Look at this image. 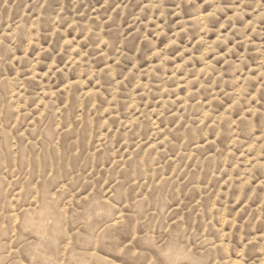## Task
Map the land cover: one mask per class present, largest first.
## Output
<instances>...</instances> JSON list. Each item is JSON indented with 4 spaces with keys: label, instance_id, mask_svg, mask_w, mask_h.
Listing matches in <instances>:
<instances>
[{
    "label": "rangeland",
    "instance_id": "1",
    "mask_svg": "<svg viewBox=\"0 0 264 264\" xmlns=\"http://www.w3.org/2000/svg\"><path fill=\"white\" fill-rule=\"evenodd\" d=\"M193 257L264 264V0H0V264Z\"/></svg>",
    "mask_w": 264,
    "mask_h": 264
},
{
    "label": "clouds",
    "instance_id": "2",
    "mask_svg": "<svg viewBox=\"0 0 264 264\" xmlns=\"http://www.w3.org/2000/svg\"><path fill=\"white\" fill-rule=\"evenodd\" d=\"M161 255L166 258L168 254L166 252H162ZM148 264H161V262L160 261H157V260H150V261H148ZM189 264H201V261H199L195 257H193L189 261Z\"/></svg>",
    "mask_w": 264,
    "mask_h": 264
}]
</instances>
